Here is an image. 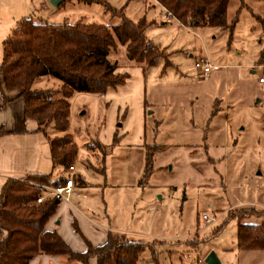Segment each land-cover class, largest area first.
Instances as JSON below:
<instances>
[{
	"label": "rangeland",
	"instance_id": "1",
	"mask_svg": "<svg viewBox=\"0 0 264 264\" xmlns=\"http://www.w3.org/2000/svg\"><path fill=\"white\" fill-rule=\"evenodd\" d=\"M164 15L151 0H65L57 7L0 0V63L4 40L25 18L109 28L145 21V37L161 51L157 63L130 71L115 94L69 99L67 134L82 184L68 203L96 232L143 243L138 264H206L211 253L219 264H264V251L237 244L239 218L264 224V31L256 19H264V0H229L231 33L186 28ZM123 50L112 51L111 61L122 60ZM201 59L213 66L209 73L195 67ZM116 119L122 127H114ZM107 141L109 148L101 144ZM202 216L216 220L209 225ZM62 228L86 249L71 222Z\"/></svg>",
	"mask_w": 264,
	"mask_h": 264
},
{
	"label": "trees",
	"instance_id": "2",
	"mask_svg": "<svg viewBox=\"0 0 264 264\" xmlns=\"http://www.w3.org/2000/svg\"><path fill=\"white\" fill-rule=\"evenodd\" d=\"M152 1L186 28L209 27L231 33L235 24L227 21L229 0ZM256 19L264 31V19ZM146 27L145 21L125 19L109 28L81 21L49 24L25 18L4 40L0 80L6 90L19 93L25 118L34 120L47 137L54 170L65 173L77 159L76 143L67 134L72 95L104 94L107 88L125 85L129 75L116 73L119 65L144 71L157 63L161 51L148 42ZM120 48L124 49L122 60L111 61V52ZM116 134L113 144L118 142ZM66 180L62 176L51 182L49 176L31 175L4 183L0 190V264H30L38 255L65 256L81 264H88L91 258L97 264H138L145 245L124 235L111 232L98 247L85 240L86 251L76 252L55 231L45 229L60 198L36 204L42 191L31 183L57 187ZM242 218L237 217L238 249L264 251V224L243 225ZM73 226L80 233L75 222Z\"/></svg>",
	"mask_w": 264,
	"mask_h": 264
},
{
	"label": "crops",
	"instance_id": "3",
	"mask_svg": "<svg viewBox=\"0 0 264 264\" xmlns=\"http://www.w3.org/2000/svg\"><path fill=\"white\" fill-rule=\"evenodd\" d=\"M158 7L161 8L160 6ZM164 19L165 21H168L166 20L165 15ZM173 22L175 21L173 20ZM132 70H140L144 73V71L138 67L118 68L116 73H120L122 71L123 73L128 74ZM129 78L126 80V83ZM121 88H123V85L122 87L118 86L116 88H107L103 95L107 96L109 94H115ZM144 115L145 109L143 107V116ZM114 122L115 127L117 126V119ZM120 127H122V125H120ZM111 129L113 132V128ZM0 132L2 133L0 135V190L7 180L22 181L31 175L49 176L51 178V182L58 180L62 176L67 180L69 179L68 171L62 173L61 169H53L51 150L47 137L43 132L38 130V124L34 120L25 118L24 102L19 96V93L16 91L6 90L1 80ZM108 142L109 141L106 143L107 145L101 142L100 143L109 148L112 143L108 144ZM75 173L76 167L74 166L71 196L75 193L77 196L76 185L77 183L82 184V180L77 177ZM68 202L69 201L63 199L60 200L55 214L48 220L45 225V229L47 231H55L73 251L84 252L86 249H84L83 244L77 242L75 237L68 232L67 229L62 228V224L64 222H71V224L75 222L80 231L79 235L83 238L84 242L86 240L95 247L103 245L107 240L108 234L111 232H107L105 234L99 231L96 232L89 224L92 220H90L78 209L74 210L75 208L73 209ZM94 261L96 260L91 258L88 264H96ZM70 262L79 264L75 261H69L65 256L48 255H38L30 262V264H69Z\"/></svg>",
	"mask_w": 264,
	"mask_h": 264
},
{
	"label": "built area",
	"instance_id": "4",
	"mask_svg": "<svg viewBox=\"0 0 264 264\" xmlns=\"http://www.w3.org/2000/svg\"><path fill=\"white\" fill-rule=\"evenodd\" d=\"M161 9L165 13L166 20H174L177 21L176 18L166 9L161 7ZM195 67L202 69L204 73H209L212 69L213 66L209 63L208 60L206 59H201L200 62L195 63ZM260 83H264V76L260 77L259 79ZM73 171H74V166L69 167V179L66 180L65 184L62 186H49L45 184H40V183H31L34 187L39 188L42 191V194L36 199V204L42 203L46 198H52V197H58L63 200L69 201V198L71 197L72 194V184H73ZM202 220L205 223H208L209 225H212L211 223L215 222V217H207V216H202Z\"/></svg>",
	"mask_w": 264,
	"mask_h": 264
},
{
	"label": "water",
	"instance_id": "5",
	"mask_svg": "<svg viewBox=\"0 0 264 264\" xmlns=\"http://www.w3.org/2000/svg\"><path fill=\"white\" fill-rule=\"evenodd\" d=\"M50 3L54 6L57 7L59 6L61 3H63L65 0H49ZM118 127H120V124L117 125ZM206 264H219L216 256L211 253L205 260Z\"/></svg>",
	"mask_w": 264,
	"mask_h": 264
}]
</instances>
